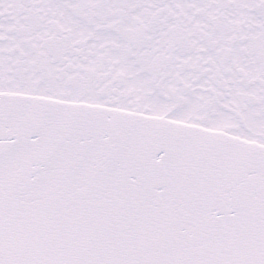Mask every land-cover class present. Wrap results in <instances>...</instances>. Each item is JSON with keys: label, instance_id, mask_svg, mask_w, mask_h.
Wrapping results in <instances>:
<instances>
[{"label": "snow or ice", "instance_id": "obj_1", "mask_svg": "<svg viewBox=\"0 0 264 264\" xmlns=\"http://www.w3.org/2000/svg\"><path fill=\"white\" fill-rule=\"evenodd\" d=\"M0 264H264V0H0Z\"/></svg>", "mask_w": 264, "mask_h": 264}]
</instances>
